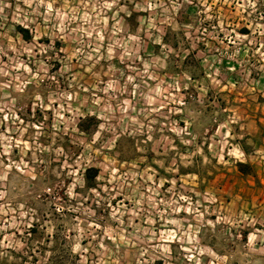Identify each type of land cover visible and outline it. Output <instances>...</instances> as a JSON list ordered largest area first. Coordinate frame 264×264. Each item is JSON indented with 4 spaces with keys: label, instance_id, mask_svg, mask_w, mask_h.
Returning <instances> with one entry per match:
<instances>
[{
    "label": "rangeland",
    "instance_id": "374dc122",
    "mask_svg": "<svg viewBox=\"0 0 264 264\" xmlns=\"http://www.w3.org/2000/svg\"><path fill=\"white\" fill-rule=\"evenodd\" d=\"M261 129L264 0H0V264H264Z\"/></svg>",
    "mask_w": 264,
    "mask_h": 264
},
{
    "label": "crops",
    "instance_id": "0c3cea01",
    "mask_svg": "<svg viewBox=\"0 0 264 264\" xmlns=\"http://www.w3.org/2000/svg\"><path fill=\"white\" fill-rule=\"evenodd\" d=\"M258 138V137H257ZM259 142H257L258 144V153H261V155H258L260 160L257 162V164L255 165L256 171L255 177L252 176H247V178L253 179L254 182H250L249 184L252 185L251 187V191L247 193V198H249V196H252L254 194L257 193V197H253L252 199L253 201H256L258 199H261V204L264 205V129H261L259 131ZM255 203V202H254Z\"/></svg>",
    "mask_w": 264,
    "mask_h": 264
}]
</instances>
